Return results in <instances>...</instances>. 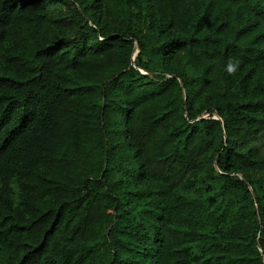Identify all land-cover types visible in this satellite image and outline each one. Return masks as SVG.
I'll return each mask as SVG.
<instances>
[{
    "label": "trees",
    "instance_id": "obj_1",
    "mask_svg": "<svg viewBox=\"0 0 264 264\" xmlns=\"http://www.w3.org/2000/svg\"><path fill=\"white\" fill-rule=\"evenodd\" d=\"M0 264H264V0H0Z\"/></svg>",
    "mask_w": 264,
    "mask_h": 264
},
{
    "label": "clouds",
    "instance_id": "obj_2",
    "mask_svg": "<svg viewBox=\"0 0 264 264\" xmlns=\"http://www.w3.org/2000/svg\"><path fill=\"white\" fill-rule=\"evenodd\" d=\"M235 67H236L235 64L229 63V65H228V71H229V72L234 71V70H235Z\"/></svg>",
    "mask_w": 264,
    "mask_h": 264
}]
</instances>
